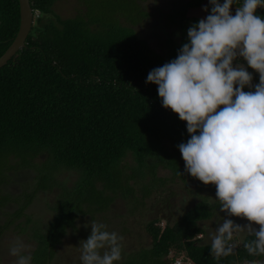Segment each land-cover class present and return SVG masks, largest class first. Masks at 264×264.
Returning a JSON list of instances; mask_svg holds the SVG:
<instances>
[{
	"label": "trees",
	"instance_id": "16d2710c",
	"mask_svg": "<svg viewBox=\"0 0 264 264\" xmlns=\"http://www.w3.org/2000/svg\"><path fill=\"white\" fill-rule=\"evenodd\" d=\"M54 1L30 0L33 22L25 46L0 67V209L7 218L3 228L25 216L14 228L26 234L30 218L24 211L34 196L61 188L54 176L60 168L78 173L75 190L64 188L50 206L55 213L52 220L43 228L31 221L32 233H27L35 240L28 254L31 264H51L60 239L76 218L109 211L117 194L132 196L137 179L129 180H144L146 172L154 175L158 166L182 181L188 177L199 187L213 186L185 171L178 145L190 138L186 122L162 106L157 85L146 83L152 69L175 59L188 42L187 30L199 19H187L185 9L203 0H189L175 11L178 19L171 21L180 32L168 35L165 53L155 51L132 27L121 23V16L133 24L149 15L138 0L119 4H132L137 16L126 17L119 7L108 18L97 13L106 0H92L89 10L86 7L83 14L65 18L53 11ZM242 3L235 0L233 6ZM256 14L264 17V8H257ZM18 27V0H0V55ZM127 154L136 162L130 172L122 162ZM42 156L45 159L38 167L35 159ZM29 168L37 171L30 185ZM135 169L137 177L132 173ZM15 179L24 180L18 194L10 188ZM166 179L156 176V183ZM153 182L140 185L143 197ZM211 214L204 200L171 226L161 228L149 221L150 249H145L143 259L136 253L123 264H173L179 256L182 264L264 261V256L249 255L244 248V243L254 239L248 234L240 240L233 237L230 243L238 246L232 255L216 258L211 254V244L198 237L205 233L199 222Z\"/></svg>",
	"mask_w": 264,
	"mask_h": 264
},
{
	"label": "clouds",
	"instance_id": "9594fccd",
	"mask_svg": "<svg viewBox=\"0 0 264 264\" xmlns=\"http://www.w3.org/2000/svg\"><path fill=\"white\" fill-rule=\"evenodd\" d=\"M234 3L209 0L210 14L188 28L177 57L146 79L158 86L162 106L186 122L190 138L178 145L185 171L215 185L221 212L249 222L221 218L210 249L216 258L233 254L238 245L230 242L241 232L254 237L244 243L248 254L264 256V17L256 14L264 0H243L233 15ZM238 58L259 74L254 90H243L253 88V76L243 64L234 65ZM90 226L80 242L82 264L119 261L123 237L102 223ZM27 247L17 239L10 248L16 264H31V255L23 254Z\"/></svg>",
	"mask_w": 264,
	"mask_h": 264
},
{
	"label": "rangeland",
	"instance_id": "374dc122",
	"mask_svg": "<svg viewBox=\"0 0 264 264\" xmlns=\"http://www.w3.org/2000/svg\"><path fill=\"white\" fill-rule=\"evenodd\" d=\"M92 0H55L52 9L60 17H73L77 14H83L86 7L91 4ZM130 0H106V4L103 9L96 8L99 15L103 17H110V13L121 7L119 10L124 16H137V12L134 11L132 4H124L119 6L120 3H124ZM136 1V0H135ZM139 4L149 12V15L136 23H130L123 18L119 17L122 24L132 27L137 35L144 38L148 45L159 53L167 52L166 39L169 34H179V27L172 23L171 18L178 19L175 16L176 10H181L185 7V4L189 0H138ZM222 3L221 1H219ZM209 0H203L197 7H188L185 9V16L187 19L197 17L199 20L206 18L210 14L211 5L208 4ZM114 4H117L114 7ZM208 10L205 11L204 9ZM234 6L230 11L235 14ZM90 7H88V10ZM191 23L188 20V25ZM175 39L178 41L179 36L176 35ZM243 64L247 69L246 61L242 58H238L233 62ZM252 76L253 88L245 87L246 90H254V86L259 80V74L254 70L247 69ZM256 75V76H255ZM243 89V90H244ZM244 90V91H245ZM45 159L44 156L37 157L35 159L36 166L40 167ZM126 163L127 172H130L132 165H135V160L131 154H127L122 162ZM30 171L28 177L29 185L32 184V178L36 175L35 168H29ZM136 174V169L132 171ZM144 180L134 178L129 180L132 183L137 179V183L134 186L132 196H125L117 194L113 199L112 206L109 211H103L99 213L85 214L76 218L73 227L67 228L64 236L60 239V243L56 248V253L51 264H82L81 254L82 249L80 242L86 240L91 233L90 222L102 223L106 225V229L109 232H116L123 237L121 242L123 245L121 259L115 261L114 264H123L130 260L136 253L143 255L146 254L145 249H150L152 245V237L147 230L149 221H156L157 225L163 228L166 224L173 225L182 215L186 213L194 204L199 201H206L210 205L212 210L211 217L201 220L199 223L204 227L205 233L198 235L201 237V242L212 243V238L216 234V228L219 223H222L221 218H227L233 220L238 225H246L249 222L241 217L227 216L225 212L220 211V202L216 200V188L213 186H197L194 180L185 177V181H182L180 177L172 176V173L168 169H163L158 166L155 169V174H149L146 172ZM136 174L135 177H137ZM55 179L61 184L60 187H54L52 190L39 191L33 198L31 204L26 208L25 215H28L30 221L27 224L26 234L19 232L15 227L16 223L25 220V216H21L19 219H15L8 225L7 228H3L6 222V216L0 209V264H16L17 257L10 255V248L14 246L17 239L22 241L28 247L26 248L24 255H28L34 246L35 240L33 237H29L31 234L30 223L32 220H36L41 224L42 228L46 226L48 221L52 220L54 210L51 205L54 204L58 195L65 188L68 192H73V188L78 179V173L76 170H69L66 168H60L54 173ZM156 176L161 178H167L166 180L157 181ZM174 177V178H172ZM150 179L153 182V188L146 196H142L140 185L149 183ZM16 180V181H15ZM10 188L14 193L18 194L23 189L24 180L15 179ZM160 183V184H159ZM100 185V182H97ZM152 184V183H151ZM72 187V188H71ZM13 205V204H12ZM23 224V223H22ZM85 224L88 227H85ZM257 230L258 225H253ZM28 233V234H27ZM247 232H241L234 234L238 240L242 239ZM173 251L169 252V256H172ZM181 259V257H177ZM182 264L181 261H179ZM169 264V263H168ZM185 264H193L185 263ZM264 264V261L261 262Z\"/></svg>",
	"mask_w": 264,
	"mask_h": 264
},
{
	"label": "water",
	"instance_id": "95a60500",
	"mask_svg": "<svg viewBox=\"0 0 264 264\" xmlns=\"http://www.w3.org/2000/svg\"><path fill=\"white\" fill-rule=\"evenodd\" d=\"M19 3V27L18 31L6 48L0 55V67L3 66L20 48L25 46L26 38L31 30L33 22V11L30 0H18Z\"/></svg>",
	"mask_w": 264,
	"mask_h": 264
},
{
	"label": "built area",
	"instance_id": "2783aa9c",
	"mask_svg": "<svg viewBox=\"0 0 264 264\" xmlns=\"http://www.w3.org/2000/svg\"><path fill=\"white\" fill-rule=\"evenodd\" d=\"M176 264H180L179 261H176Z\"/></svg>",
	"mask_w": 264,
	"mask_h": 264
}]
</instances>
